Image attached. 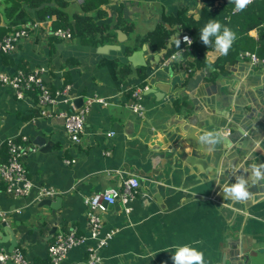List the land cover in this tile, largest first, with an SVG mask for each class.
<instances>
[{
	"label": "crops",
	"instance_id": "crops-1",
	"mask_svg": "<svg viewBox=\"0 0 264 264\" xmlns=\"http://www.w3.org/2000/svg\"><path fill=\"white\" fill-rule=\"evenodd\" d=\"M67 1L64 9L72 19L81 11V0ZM223 1L107 0L99 5L105 15L97 17L96 9L89 13L98 23H112L123 2L133 28L129 32L119 29L122 41H118V29L114 40L96 47L83 44L77 36L63 40L48 32V23L29 29L12 53L0 54V72L42 65L47 68L44 76L52 90L71 85L70 99H61L49 106L48 114H40L31 95L18 98L10 86L0 83V158H5L6 138L26 135L28 151L22 160L33 181L26 196H12L0 189V208L20 209L5 221L0 218V223H5L0 224V235L6 238L4 233L7 237L13 233L28 259L45 260L53 236L48 233L54 223L49 219L51 206H40L41 199L36 198L40 186L58 190L56 196L61 197L55 210V233L74 228L86 234L85 197L118 187L123 178L135 174L139 188L129 202L131 210L125 212L123 204L116 201L102 212L103 229L116 228L99 250L102 264H173L176 246L184 244L202 251L204 264H233L240 246L249 248V264H264V250L258 252L264 248V158L258 154L260 145L264 148V67L239 56L242 50L264 56V24L249 31L254 49L242 48L222 69L212 64L221 55L215 47L207 50L206 63L189 70L184 62L179 67L173 65L180 55L167 64L162 56L154 62L159 50L144 43L145 64L136 65L133 73L129 55L124 54L125 46L136 44V36L152 28L162 14H174L184 7L197 15L202 7L216 9ZM5 5V0H0V33L6 28L0 36L27 21L15 25V15L5 16ZM174 25L178 24L169 26ZM182 32L187 31L181 28ZM111 58L129 63L124 79H116L102 62ZM139 66L145 71L144 85L138 77ZM157 83H165L168 89L161 99L152 92L144 93ZM134 87L142 89L144 109L140 114L127 106ZM95 95L106 102L92 101L80 140L74 142L57 113L71 104L76 106L75 99L84 103ZM231 116L246 126L245 145L239 149L222 138L227 129L232 133L237 130ZM185 122L195 126L198 147L185 141V131L180 130ZM229 122L230 129L225 126ZM110 130L113 133L108 135ZM209 134L210 138L202 139ZM237 142L239 137L232 145ZM247 160L251 165L244 163ZM239 167L241 176L234 175ZM225 169L233 170V179L224 187ZM257 171L260 176L255 175ZM214 176H219L221 183L218 178L214 182ZM240 178L249 195L237 201L223 189ZM93 242L86 239L72 247L61 264H85V246ZM8 246L9 240L0 242V249L8 250Z\"/></svg>",
	"mask_w": 264,
	"mask_h": 264
},
{
	"label": "built area",
	"instance_id": "built-area-1",
	"mask_svg": "<svg viewBox=\"0 0 264 264\" xmlns=\"http://www.w3.org/2000/svg\"><path fill=\"white\" fill-rule=\"evenodd\" d=\"M80 1V0H79ZM50 24V18L47 16L44 20H27L10 32L0 36V51L10 52L14 50L19 41L25 38L29 29H34L40 25ZM48 32L57 38L68 40L72 38V32L69 27L47 25ZM187 32H182L179 36L180 41L184 42ZM188 43V42H185ZM179 55V51L172 52L169 56L162 59L163 64H167ZM239 56L247 57L249 61L256 66L264 67V56L258 55L251 50H242ZM47 72L45 66L39 65L29 69L19 68L11 72H0V83L10 86L13 93L22 98L25 94L31 95L38 104L40 114H48L49 106L56 104L59 100L70 99V84H64L62 87L52 90L44 74ZM141 87L131 89L132 98L127 106L134 112L142 113L144 107L141 102ZM93 100L106 102L99 96L88 97L84 103L76 107L71 104L70 108L58 111V115L63 119V125L72 141L80 140V135L84 129L85 116L89 111ZM227 132L228 129H227ZM113 131L107 132L108 135ZM27 136L21 134L13 138H6L3 141L5 146V158H0V189L12 196H26L29 194L33 181L29 175L28 169L23 162V157L28 151L26 144ZM65 161H68L65 159ZM139 188V179L135 174H129L123 178L120 186L108 189L98 190L85 197L87 233H77L74 228L66 232H57L53 234L47 245V256L43 261L33 262L23 253L21 246L15 245L11 250L0 249V264H6L10 261L12 264H61L68 251L81 244L86 239H93V243H87L85 246V264H102L99 250L105 246L112 238L116 228L103 229L102 212L106 208L120 201L124 206V211L129 212L131 206L129 202L134 198ZM59 191L47 186H40L37 192L38 199L44 197H54ZM19 212L20 209H2L0 208V218L6 219L12 216L13 212Z\"/></svg>",
	"mask_w": 264,
	"mask_h": 264
},
{
	"label": "trees",
	"instance_id": "trees-1",
	"mask_svg": "<svg viewBox=\"0 0 264 264\" xmlns=\"http://www.w3.org/2000/svg\"><path fill=\"white\" fill-rule=\"evenodd\" d=\"M105 1L107 0H81V11L74 13L72 19L64 9L68 3L67 0H5L4 13L6 17L15 15L16 19L13 22L15 25L19 23L18 21L44 20L48 16L52 27H69L72 37L77 36L83 44L96 47L99 44L114 40L116 29H123L129 32L133 28L132 21L126 17V8L123 2L119 3L112 23L96 22L94 15L89 13V11L96 9L97 17H102L106 13L105 9L99 5ZM213 19L222 26H227L236 34V39L227 55H219L212 62L215 69H222L225 62L235 60L237 53L242 48L254 49V42L249 31L264 24V0H252V3L247 5L242 11L237 10L234 0H224L216 9L210 10L202 7L197 15L193 12H188L184 7H181L174 14H162L152 28L136 36V44L125 46L124 54L130 55L136 50L134 49L136 46L144 43H147L153 51L162 49L165 47L169 36L175 31L174 26L179 25L184 31H187L191 38V43H182L180 41L177 44L179 38L176 39L162 55L161 60L172 52L179 51L180 57L173 62V65L179 67L184 62L187 70L192 68V66L198 67L206 63L207 50L215 47V37L211 38L212 43L208 46L200 39L201 30L209 20ZM174 23L178 25L169 26ZM5 30L6 28L2 27L0 34L5 32ZM14 50L10 52L0 51V54H10ZM102 62L110 68L116 79H124L130 70L129 63L122 62L118 58L104 59ZM138 68V77L142 79L140 84L144 85L145 71L143 66ZM188 77L189 74H187L186 78Z\"/></svg>",
	"mask_w": 264,
	"mask_h": 264
},
{
	"label": "water",
	"instance_id": "water-1",
	"mask_svg": "<svg viewBox=\"0 0 264 264\" xmlns=\"http://www.w3.org/2000/svg\"><path fill=\"white\" fill-rule=\"evenodd\" d=\"M117 33L119 34L118 35V41H122V38L120 36L123 33L119 29L117 30ZM180 34H181V28L179 26H175V31L169 36L165 47L160 49L159 52H157V54L155 55L156 58L153 60L154 62H158L159 58L167 51V49L171 46V44L177 38H179ZM146 49H147V45L144 44V45H142L141 48L134 50L127 57L128 60L130 61L131 69H132L133 73L135 72V66L136 65L145 64V61H144V58H143V51L146 50ZM167 91H168V89H166L165 83H157L155 85V87L154 86H149V87L145 88L144 93L152 92L156 96L157 99H161V98H163L165 96ZM77 100H78L79 103H82L81 98H78V99L74 100L75 105L79 106V104H77L78 102H76ZM231 120L232 121H236V124L238 125L237 128H236L237 130H233V131H236L234 133H232L230 131L227 132V134L225 136H223L222 138L228 144H230L229 145L230 147H233L234 149L236 147V149H239L240 146H244L245 145L242 142V140H243L242 138L246 137V135H247L246 132H245L246 126L243 123H240V122L238 123L237 118L235 119L234 116H231L230 122H231ZM230 122H229V124H226V125L224 124L229 129L231 128V123ZM180 130L185 131L184 139H185V141L188 144L192 145L193 147H198L200 145V140H196V138H195L196 137V128H195V126L185 122L180 127ZM239 133H240V135H238ZM238 137H239V143L237 142L238 145L237 146L232 145L233 140L234 139H238ZM223 147L226 148V146H223ZM258 154L260 156V159L264 158V148L261 147V145H260V149H259ZM248 161L249 160H247L244 163H246L248 165H251V162L248 163ZM223 171L225 172L224 177L227 178V181L225 182V185H224V187H225L227 184H229L230 179H233V178H231V177H233V175L231 174L233 170L225 169ZM240 171H241V167H239L238 170L233 172V174L234 175L237 174L238 176H241ZM217 178L219 180V183H221L220 182V177L217 176ZM217 178H215V176L213 177L214 182H216ZM219 183L217 182V185H219ZM52 198L53 197H45V198H42L40 200V202H39L40 206H42L44 204H47V205L51 206V212H50V218L49 219H53L54 223H53V226L48 231L50 237L57 230L58 220H57V214L55 213V210L58 209L60 207V205H61V197L60 196H56L54 199H52ZM2 221H5V220H2ZM0 224L3 226L5 223L1 222ZM4 235H6V238H3V235H0V242H5V241L9 240L8 250H11L13 248V246L16 245V240H15L14 234L13 233L10 234L9 237H7V234H5V233H4ZM263 250H264V248L261 247V248L258 249V252H262ZM249 251H250L249 248L243 249L242 246L238 247L236 255L235 256L233 255V257H232L233 264L237 263V262H239V264H241V263L242 264H249L248 263L249 256H250Z\"/></svg>",
	"mask_w": 264,
	"mask_h": 264
},
{
	"label": "clouds",
	"instance_id": "clouds-1",
	"mask_svg": "<svg viewBox=\"0 0 264 264\" xmlns=\"http://www.w3.org/2000/svg\"><path fill=\"white\" fill-rule=\"evenodd\" d=\"M237 10H243L247 5L252 3V0H234ZM212 37H215V50L221 55H227L233 42L236 39V34L227 26H222L216 20H209L200 32V39L205 45L212 43ZM184 42L191 43V40L187 36L184 38ZM180 40H177L179 44ZM210 138L208 136L202 137V139ZM256 176H260L257 171ZM224 193L230 194L232 198L237 201L244 200L248 197L249 193L246 190V182L240 178L231 187L223 189ZM173 264H204V254L202 251L197 250L189 244L176 246L175 254L172 256Z\"/></svg>",
	"mask_w": 264,
	"mask_h": 264
}]
</instances>
